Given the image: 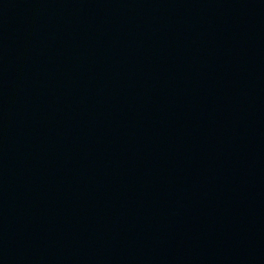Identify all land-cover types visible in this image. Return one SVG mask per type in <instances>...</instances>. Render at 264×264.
<instances>
[{
    "label": "water",
    "instance_id": "95a60500",
    "mask_svg": "<svg viewBox=\"0 0 264 264\" xmlns=\"http://www.w3.org/2000/svg\"><path fill=\"white\" fill-rule=\"evenodd\" d=\"M0 264H264V0H0Z\"/></svg>",
    "mask_w": 264,
    "mask_h": 264
}]
</instances>
